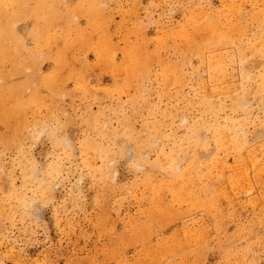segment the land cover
I'll return each instance as SVG.
<instances>
[{"label":"rangeland","instance_id":"1","mask_svg":"<svg viewBox=\"0 0 264 264\" xmlns=\"http://www.w3.org/2000/svg\"><path fill=\"white\" fill-rule=\"evenodd\" d=\"M19 1L0 54V264H264V0ZM215 119L244 129L242 153Z\"/></svg>","mask_w":264,"mask_h":264},{"label":"bare ground","instance_id":"2","mask_svg":"<svg viewBox=\"0 0 264 264\" xmlns=\"http://www.w3.org/2000/svg\"><path fill=\"white\" fill-rule=\"evenodd\" d=\"M14 2H15V0H0V15H1V13H3V15L4 14H8L9 16H11V19H9V22H7V24H6V26H3V24L0 22V28H1V31H2V38H3V42H2V45H1V47H0V54L3 56V59L4 60H11V58H13V54L11 53V50L9 49L10 47L8 46V45H6L5 44V37H10V38H13L12 36H13V34H14V28H13V20H14V18H12L13 16H14V14H15V12H11V11H9V9L7 10V6L9 5V4H11V5H13V6H15L14 5ZM21 2V0L19 1V3ZM45 3V0H42V1H39L38 2V4H37V7H36V9H35V11L37 12V13H35L34 11H33V14L34 15H36V16H38V14H39V8H41V9H43L45 6H43V4ZM17 4H18V2H17ZM97 4V3H96ZM79 5V4H78ZM77 5V8H79L80 9V7ZM82 5V4H81ZM87 6V5H86ZM83 7V6H82ZM17 10V8L15 7V10L14 11H16ZM92 10V9H91ZM89 13V12H88ZM90 14V13H89ZM91 14H93V12L91 13ZM90 14V15H91ZM88 15V14H87ZM6 16V15H5ZM4 17V16H3ZM49 18V17H48ZM47 20V19H46ZM49 20V19H48ZM49 27V26H48ZM217 27V26H216ZM84 34V33H83ZM8 35V36H7ZM67 44H69V42L67 43ZM192 45V44H191ZM16 46V49H19V43L18 44H16L15 45ZM106 46V45H105ZM108 46V45H107ZM108 47H110V46H108ZM107 48V47H106ZM110 49H111V47L109 48V49H107V50H109V52H111L110 51ZM99 50V49H98ZM102 50H103V48H102ZM102 50H100V51H102ZM99 52V51H98ZM104 52H106V51H104ZM98 54V56H100L101 55V53L99 54V53H97ZM105 54V53H104ZM104 54L102 55L103 56V60H104ZM106 54H107V56L105 57V59H108L109 57L111 58V56H110V54H109V56H108V52H106ZM105 54V55H106ZM101 57V56H100ZM108 57V58H107ZM109 58V59H110ZM130 58H131V68H130V70H133L134 68H136L137 66V63H138V59L136 58V53L135 52H131L130 53ZM22 61V60H21ZM33 61V60H32ZM106 61V60H105ZM31 62V61H30ZM22 65L24 66V64H23V62H18V65H16L14 68H15V71H20V69H22ZM24 68V67H23ZM26 69V68H25ZM168 69V68H167ZM135 73V72H134ZM2 77V76H1ZM5 79V78H4ZM1 81H2V79H1ZM33 81V80H32ZM47 81H49V80H47ZM47 81H45L44 83L45 84H47ZM50 81H52V80H50ZM29 82V81H28ZM54 82V81H53ZM52 82V83H53ZM21 84V83H20ZM48 85V84H47ZM128 85V84H127ZM49 86V85H48ZM53 86V85H52ZM130 86V85H129ZM49 87H51V86H49ZM123 88V87H122ZM262 90H264V89H262ZM34 94V93H33ZM207 97V96H206ZM205 98V97H204ZM8 99V98H7ZM5 101V100H4ZM216 103H218V102H215V101H213V100H211V99H209V100H205L204 102H203V108H205V106L206 107H217V105H216ZM221 103V102H220ZM243 102H241V105H238L239 107H243ZM220 105V104H219ZM219 107V106H218ZM6 109V108H5ZM218 109V108H217ZM187 110V109H186ZM225 118V117H224ZM7 120V119H6ZM182 121V120H181ZM229 123V122H228ZM103 125H104V123H103ZM213 125H217V127H218V129H217V137H216V143H217V145H218V147H220V148H223V149H225V150H227V151H229L228 149L229 148H233V150L234 151H237V150H239V149H243L244 147H246V142H247V136H246V134H245V132H244V129H241L240 127V129H236V128H233V127H231V128H233V129H231L230 130V132H226V131H224V130H220L221 128H222V125L220 126V122H219V120H217L216 121V119H215V121H214V124ZM235 125V124H234ZM241 126H243V125H241ZM198 129V128H197ZM123 131V130H122ZM201 131V130H200ZM196 132V131H195ZM171 135V134H170ZM196 135V134H195ZM194 136V135H193ZM198 137H200L199 135H196V139L197 140H199V141H201L200 139L201 138H198ZM228 137H230L229 139L231 140L230 142L232 143V145H229V144H226L227 143V141L228 140H226ZM204 138H202V140H203ZM211 139V138H210ZM207 140V139H206ZM209 140V139H208ZM198 141V142H199ZM204 141V140H203ZM202 142V141H201ZM229 142V141H228ZM229 142V143H230ZM72 143V142H71ZM205 143V142H204ZM207 143V142H206ZM230 143V144H231ZM70 143H69V141H68V146H70L69 145ZM199 144V143H198ZM212 144V143H211ZM246 144V145H245ZM200 145V144H199ZM204 145V144H203ZM227 145V147H229L228 149H226L225 148V146ZM72 146V145H71ZM192 146V145H191ZM244 146V147H243ZM84 147V146H83ZM82 147V148H83ZM88 147V146H87ZM85 149H87L86 147H84ZM138 148V147H137ZM173 148H175V147H173ZM139 149V148H138ZM222 149V150H223ZM235 149H237V150H235ZM242 149H241V152L240 153H242ZM84 150V149H83ZM96 150V149H95ZM184 150V149H183ZM264 150V149H263ZM85 151V150H84ZM103 151V150H102ZM145 151H147V150H145ZM175 152H176V150H174ZM189 151V150H188ZM188 151H186V152H188ZM184 152V151H183ZM222 152V151H221ZM220 152V153H221ZM263 152V151H262ZM217 153H218V151H217ZM240 153H238V158H239V154ZM235 154V153H234ZM237 154V153H236ZM263 154V153H262ZM175 154H173V153H170L168 156H166L167 158H169L168 159V168L171 170V173L173 174V176H175V177H177V178H179V177H184V176H186V174L188 175V171H187V167L186 168H184L183 169V167H182V165L180 164V160L176 157V156H174ZM185 155H186V153H185ZM221 155V154H220ZM220 155L218 154L217 156L218 157H216V158H219L220 157ZM264 155V154H263ZM236 156V157H237ZM240 157H242V156H240ZM252 157H253V155H252ZM256 157V156H255ZM262 157V156H261ZM189 158V157H188ZM216 158H214V159H216ZM221 158V157H220ZM219 158V159H220ZM237 158V159H238ZM257 158V157H256ZM259 158V157H258ZM257 158V159H258ZM166 159V158H165ZM194 159V158H193ZM214 159H213V161H214ZM218 159V160H219ZM109 160H110V158H109ZM218 160H216L217 162H215V163H218ZM186 161V160H185ZM241 161V160H240ZM255 161V160H254ZM253 161V162H254ZM220 162H221V160H220ZM219 162V163H220ZM108 163V162H107ZM195 163V162H194ZM199 162H197V160H196V163L195 164H198ZM254 163H257V162H254ZM165 164H166V162H165ZM165 164H163V165H165ZM108 165V164H107ZM216 165V164H215ZM223 165V164H222ZM217 167V166H216ZM167 168V169H168ZM218 168V167H217ZM188 170H189V168H188ZM202 170H204V169H202ZM187 172V173H186ZM214 172H215V170H214ZM208 173V172H207ZM218 175V174H217ZM220 176V175H219ZM210 177V176H209ZM177 178H174V179H177ZM206 178V177H205ZM221 178V177H220ZM209 179V178H208ZM185 180V179H184ZM245 182V181H244ZM244 185V184H243ZM246 185H247V183H246ZM173 187V186H172ZM172 187H171V189H172ZM188 187V186H187ZM209 187V186H208ZM177 189V188H176ZM148 190V189H147ZM210 190V189H209ZM165 191V190H164ZM183 191V190H182ZM173 192H176L175 194H177V196L179 197V198H181V196H182V194H180V192H177V191H175V190H173ZM184 192V191H183ZM182 192V193H183ZM218 194V193H217ZM228 195V194H227ZM158 196V195H157ZM192 196V195H191ZM156 197V196H155ZM175 197H176V195H175ZM157 198V197H156ZM192 198V197H191ZM214 201V200H213ZM183 203V202H182ZM213 203V202H212ZM158 204V203H157ZM197 204V203H196ZM214 204V203H213ZM2 208V207H1ZM169 209V208H168ZM181 209V208H180ZM154 210V209H153ZM145 213V212H144ZM167 214V213H166ZM149 225V224H148ZM133 231V230H132ZM196 231V230H195ZM195 231H193L194 233H195ZM198 231V230H197ZM196 231V232H197ZM189 232V231H188ZM187 232V233H188ZM144 233V232H143ZM188 234H190V233H188ZM193 234V233H192ZM198 234H199V232H198ZM192 239V238H191ZM194 239V238H193ZM190 240V239H189ZM198 240V239H197ZM191 241V240H190ZM194 252V251H193ZM199 252V251H198Z\"/></svg>","mask_w":264,"mask_h":264}]
</instances>
